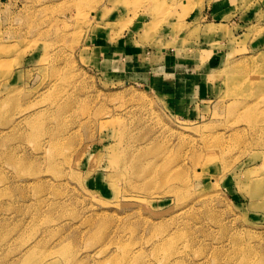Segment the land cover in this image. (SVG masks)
Returning a JSON list of instances; mask_svg holds the SVG:
<instances>
[{
  "label": "rangeland",
  "instance_id": "374dc122",
  "mask_svg": "<svg viewBox=\"0 0 264 264\" xmlns=\"http://www.w3.org/2000/svg\"><path fill=\"white\" fill-rule=\"evenodd\" d=\"M254 1L232 29L224 0H0V264H264ZM122 44L174 48L169 76Z\"/></svg>",
  "mask_w": 264,
  "mask_h": 264
},
{
  "label": "crops",
  "instance_id": "0c3cea01",
  "mask_svg": "<svg viewBox=\"0 0 264 264\" xmlns=\"http://www.w3.org/2000/svg\"><path fill=\"white\" fill-rule=\"evenodd\" d=\"M226 5H227V0H224L222 4L220 3L218 5L213 6L209 11L208 16L210 20L213 21L214 25H222V26L227 25L228 27L232 25V29H234L235 28L234 24L242 25L243 23L247 22V18L250 21L249 23L256 24L257 22V19L255 18L257 15L256 6L251 7L249 9V12L245 13V17H244V15H242L243 14L242 12H238L237 14L230 15L231 14L230 11L225 8ZM122 45L120 46L122 52L119 53L120 49L118 48L119 47L118 46L117 47L118 52L117 51L112 52L111 56L114 57L115 61L117 60L116 66L120 64L122 68L128 69L130 74L128 77L144 80V78L147 79L149 76L152 80L159 79L158 82H161L163 78L169 76L166 74L165 70H168L169 68L172 69L171 68L172 64L168 63V65H165V63L162 64L161 62L165 61V59L167 58L166 57L167 53L172 52L174 48L171 47L165 49V47H161L160 49L161 54H164L165 59H160L159 63H156L155 61H152V59L156 55L155 51L150 52L149 50H147L146 47L142 45H138V47L130 45L128 46V48H125V45L123 46ZM173 64L174 66H177L176 71L182 69L177 63V61L176 63L173 62Z\"/></svg>",
  "mask_w": 264,
  "mask_h": 264
}]
</instances>
